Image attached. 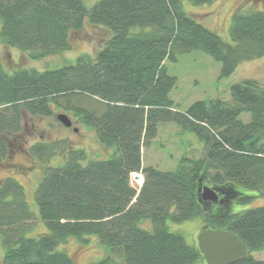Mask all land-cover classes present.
Returning <instances> with one entry per match:
<instances>
[{
    "label": "trees",
    "instance_id": "obj_1",
    "mask_svg": "<svg viewBox=\"0 0 264 264\" xmlns=\"http://www.w3.org/2000/svg\"><path fill=\"white\" fill-rule=\"evenodd\" d=\"M188 1L199 6L215 0ZM0 20V41L32 59L70 50L71 36L84 30L86 20L113 33L95 57L83 54L58 69L8 73L0 60V170L14 145L26 148L24 113L72 112L112 151L108 159L87 161L86 150L60 142H37L27 150L43 164L59 153L65 163L47 167L36 189L48 230L39 237H27L35 216L24 187L13 177L1 181V264H75L59 247L70 238L86 243L89 236L107 252L94 264H195L204 260L199 248L167 225L195 217L247 246L248 256L235 264H264L252 256L264 250V206L229 214L208 208L200 192L208 183L229 202L264 199V86L246 79L232 85L233 104L200 100L180 111L170 96L177 78L165 66L200 51L221 62L220 77L227 78L242 62L263 58L264 10L233 13L232 43L190 16L182 0H99L90 8L86 0H0ZM85 98L97 105L83 106ZM161 123L195 134L204 156L182 157L174 171L144 167L143 148ZM134 172L144 176L140 189L132 185Z\"/></svg>",
    "mask_w": 264,
    "mask_h": 264
},
{
    "label": "rangeland",
    "instance_id": "obj_2",
    "mask_svg": "<svg viewBox=\"0 0 264 264\" xmlns=\"http://www.w3.org/2000/svg\"><path fill=\"white\" fill-rule=\"evenodd\" d=\"M98 1L86 0V5L90 8ZM182 4L190 16L208 29L216 32L229 43H232L230 28L232 15L235 11L240 9L243 11L264 10V0H215L211 4L199 6L188 0H182ZM1 28L2 21L0 20V31ZM112 35L113 33L107 28L92 25L86 20L84 30L71 36L72 48L68 51H62L42 59H32L28 52L8 47L0 41V60L5 65L8 73L21 69L39 71L58 69L68 63H74L83 54H90L95 57ZM165 66L168 73L177 78V86L170 96L175 103V107L180 111H186L191 104L200 100L221 99L233 104L231 97L232 85L246 79H255L264 86V57L242 62L237 70L227 78L220 77L222 63L200 51L181 54L178 56L177 62L167 60ZM82 105L95 107L97 103L95 99L85 98ZM55 113L56 115L52 117H34L24 113L22 134L26 148L18 149L14 145L8 164L6 163L0 170V183L6 177H13L25 189L27 203L35 216L30 223L31 229L27 232V237H39L48 232L45 223L40 219L35 192L47 167H59L65 163V158L60 153L48 164H43L30 157L27 150L33 144L37 142H60L68 150L84 149L88 154L87 161L91 159H108L112 155L111 150L101 146L94 130L83 125L72 112L55 110ZM60 113H64L71 118L73 127L67 128L58 120L57 116ZM248 118V115L242 116L244 121H248ZM205 151L203 142L195 134L182 131L179 126L173 123H161L152 144L147 148H143L142 163L144 167L153 166L163 171H174L177 169L182 157L200 158L204 156ZM142 179L144 181V176ZM132 185L140 189V185L133 178V174ZM206 186L215 189L208 183L202 185V187ZM240 191L247 195L255 194V192L249 190L241 189ZM206 205L208 208L214 206L216 211L222 209L223 212L232 214L264 206V199H256L251 204H240L235 200L229 202L224 198L223 203L206 202ZM167 225L170 231L182 235L190 246L198 247L197 238L204 229L202 217H195L180 224L169 221ZM143 227L151 229L150 222L145 221ZM59 250H65L75 264H94L107 255L105 247L95 236L87 237L86 243H82L76 238H70L65 245L59 247ZM4 255L5 248L0 237V264ZM252 256L264 261V250L253 252ZM117 262L121 264L119 259ZM195 264H207V262L201 259Z\"/></svg>",
    "mask_w": 264,
    "mask_h": 264
},
{
    "label": "water",
    "instance_id": "obj_3",
    "mask_svg": "<svg viewBox=\"0 0 264 264\" xmlns=\"http://www.w3.org/2000/svg\"><path fill=\"white\" fill-rule=\"evenodd\" d=\"M57 118L65 127H73V121L68 115L60 113ZM200 192L205 202H219L217 190L201 185ZM197 241L199 251L207 264H235L248 256L247 246L228 230L205 228L198 235Z\"/></svg>",
    "mask_w": 264,
    "mask_h": 264
},
{
    "label": "built area",
    "instance_id": "obj_4",
    "mask_svg": "<svg viewBox=\"0 0 264 264\" xmlns=\"http://www.w3.org/2000/svg\"><path fill=\"white\" fill-rule=\"evenodd\" d=\"M136 177H138V178H136ZM133 178L138 181V183H139L140 186H142L143 179H142L141 175L134 173L133 174Z\"/></svg>",
    "mask_w": 264,
    "mask_h": 264
},
{
    "label": "flooded vegetation",
    "instance_id": "obj_5",
    "mask_svg": "<svg viewBox=\"0 0 264 264\" xmlns=\"http://www.w3.org/2000/svg\"><path fill=\"white\" fill-rule=\"evenodd\" d=\"M222 193V192H221ZM220 191H219V203H223L224 202V195L221 194Z\"/></svg>",
    "mask_w": 264,
    "mask_h": 264
}]
</instances>
